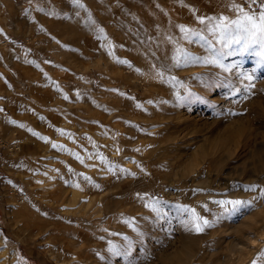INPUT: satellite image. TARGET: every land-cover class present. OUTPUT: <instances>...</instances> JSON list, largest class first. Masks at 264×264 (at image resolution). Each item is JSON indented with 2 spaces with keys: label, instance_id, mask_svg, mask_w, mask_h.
<instances>
[{
  "label": "rangeland",
  "instance_id": "1",
  "mask_svg": "<svg viewBox=\"0 0 264 264\" xmlns=\"http://www.w3.org/2000/svg\"><path fill=\"white\" fill-rule=\"evenodd\" d=\"M78 3L0 0V264H264V45L184 38L228 0Z\"/></svg>",
  "mask_w": 264,
  "mask_h": 264
},
{
  "label": "snow or ice",
  "instance_id": "2",
  "mask_svg": "<svg viewBox=\"0 0 264 264\" xmlns=\"http://www.w3.org/2000/svg\"><path fill=\"white\" fill-rule=\"evenodd\" d=\"M258 2L260 5L259 8L253 11V7ZM72 3L76 4L79 7H82V5H79L78 0H72ZM244 4L248 5V10L245 9ZM226 6L236 16L235 19H232L229 16L223 14H221L218 18L198 16V23L200 25H203L204 27L198 31L195 29H189L184 25L179 26L180 31L184 33V38L188 39L189 36L195 35L203 39V37L201 36V32L207 31L212 34H216L218 32L221 41L224 43V48H227L232 42L240 44L242 51H247L250 45L258 43L264 45V0H242L241 3H237L236 0H228V4ZM224 48L211 51V48L209 46V50L211 51V57H205L203 60H201L200 57L193 56L188 52H183V55L191 62L199 61L204 64H216L220 62V58L226 55L230 56L234 54L233 52H225ZM231 67H236V65L229 66V69ZM157 74L161 78H163V72L158 71ZM244 79L251 81L252 77L245 75ZM248 87H253V85L250 84ZM149 103H151V101H149ZM33 134L37 135L36 133ZM53 147L55 148L57 146L54 144ZM131 175L135 174L133 173ZM76 186L79 187L78 184ZM261 195L264 196V191L261 192ZM214 203L221 207H224L228 204L236 206L246 202H242L240 200H216L214 201ZM178 207L182 212L189 214L192 218L191 228L189 230H194L195 232L200 233L203 232L205 228L212 226L210 221L199 215L194 208H189L186 205H181ZM204 207L206 208L207 206L205 205ZM153 211H158V209L153 206ZM187 226L188 225L186 224V227ZM124 239L125 241L128 240L127 237H125ZM110 251L113 252V255H128L127 248H125L123 252H121L120 250H117L115 246H113Z\"/></svg>",
  "mask_w": 264,
  "mask_h": 264
},
{
  "label": "bare ground",
  "instance_id": "3",
  "mask_svg": "<svg viewBox=\"0 0 264 264\" xmlns=\"http://www.w3.org/2000/svg\"><path fill=\"white\" fill-rule=\"evenodd\" d=\"M1 113H2V112H1ZM0 115H2V114H0ZM2 116H3V115H2ZM3 117H4V116H3ZM3 117H1V118H3ZM1 118H0V119H1ZM4 119H5V118H4ZM1 120L4 121L3 119H1ZM1 120H0V122H1ZM102 198H104V196H103ZM86 199H88V198H86ZM86 199H85V200H86ZM19 207L21 208V206H19ZM23 208H24V207H23ZM22 210H24V209H21V211H22ZM21 211H19V214H20ZM25 213H26V212H25ZM25 213H23V214H25ZM27 214H28V213H26V215H27ZM28 215H29V214H28ZM29 216H30V215H29ZM32 218H33V217H32ZM33 220H35V221L37 222V221H39L40 219H39L38 217H36V218L33 219ZM78 236H80L79 239H80L81 241H86V240L89 239V237H90V236H88L87 234H84V233L79 234ZM2 251H3V250H1V252H2ZM9 258H10V257H9ZM11 259H12V258H11Z\"/></svg>",
  "mask_w": 264,
  "mask_h": 264
}]
</instances>
